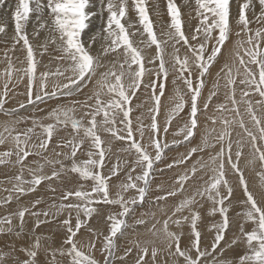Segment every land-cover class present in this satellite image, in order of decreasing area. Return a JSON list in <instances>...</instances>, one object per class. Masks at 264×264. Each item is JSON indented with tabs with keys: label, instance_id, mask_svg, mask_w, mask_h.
Segmentation results:
<instances>
[{
	"label": "snow or ice",
	"instance_id": "snow-or-ice-1",
	"mask_svg": "<svg viewBox=\"0 0 264 264\" xmlns=\"http://www.w3.org/2000/svg\"><path fill=\"white\" fill-rule=\"evenodd\" d=\"M3 2L4 0H0V5H2ZM231 2L232 0H196L199 9L198 14L201 17V24L194 30L193 35L189 37L183 30L179 9L173 3V0H168L167 7L171 14L172 22L170 30L167 32L161 30V35H166L169 41H173V47L177 53L174 67L178 66L179 78L183 80L188 90L189 99L185 101L183 95H179V90H177L178 102L169 113L167 123L170 125L175 116L182 112L187 105L189 107L188 121L185 122L184 126L180 128L177 133L178 135H182L185 141L190 142L196 135L199 129V113L207 111L208 106L212 102V97L216 94L215 92L210 93L208 99L203 104V108L200 107L201 90L205 86L204 77L209 74L210 67L215 62L217 56L221 54V49L225 42L230 38L232 31L230 26ZM259 3L261 8L264 9V0H259ZM251 4L252 0H242V2L238 3L235 23L241 28V31L247 35V40L238 41V48L243 49L244 55H241L238 50L235 56L240 67L244 70L243 78L239 80V83L248 86L252 92L258 93L261 98H264V48L261 47V43L264 42V28H258L253 32L249 27L250 20L248 19L247 13L250 10ZM133 6L139 16V23L143 25L141 36L143 37L144 33H146L149 39L148 46L155 45L159 53V70L155 73L156 80L149 82L147 85L154 97L155 107L152 109L154 115L152 116V123L150 125L152 133L149 135L146 143L154 148L155 155L153 156L145 147V143L141 142L144 141V129L142 124L136 129V131L139 132L140 141L136 139L130 115L132 111L131 98L135 96V93L143 84V77L147 70L145 69L144 57L141 54V50L135 47L133 41L130 39L129 28L126 27V23L131 26L130 19L126 21V23H122V20L125 19L129 12L128 0H119L118 4L113 3V0H107V11L109 16L106 31L108 37L111 39L109 47L102 50V54L107 55L110 51L114 52L123 47L125 59L120 64L121 71L119 74H117L116 71L99 73L100 78L97 80V85L100 91L94 93V97H86L84 101L75 102L79 103L80 106L86 110L84 115L88 117L87 125H85L82 119L75 118L74 113L76 109L74 106L70 108L57 107L49 114L50 118L55 119V123L45 125L39 121L33 122L34 124H38L42 129L43 134L37 135L36 137L39 143H30L35 132L33 128H29L26 132L17 133L14 136L16 142L14 152L9 151L0 154V164L11 162L10 159L6 161L5 158H10L13 155L16 156L15 163L20 165V174L15 177L17 184L14 186L13 191L18 193L26 194L28 192H34L44 182L50 183L53 180H61L62 176L66 178V174L69 171L78 174L79 178L83 180L92 181L93 186L90 191L82 189L75 191L66 190L61 198V203L59 205H53V207L57 208V212L51 215H59L65 211L68 213L67 218L62 222L66 228L67 236L59 249L45 248L41 243L42 238L36 236L30 247L22 249V251L26 253L27 258L23 260L15 259L13 264H39L38 254L42 251L50 254L52 258L51 264H62L61 260L56 259L57 254H59L60 257L68 258L63 264H99L91 252L85 253L81 247H78V242L75 240V237L80 229L84 227L85 222L81 219V213H83L86 218L90 219L94 213L98 214V212L97 208L90 207L89 205L101 201L108 205H118L121 209L118 214L107 216V220L110 222V232L104 238L102 251L107 257L104 264H111L110 258L113 256L115 250L114 238H116L118 234L123 235L122 230L129 227L125 218L133 211L131 205H136L138 201L142 203L152 190L151 179L154 163L161 160L163 148L168 147L166 143L162 146L159 141L160 128L156 120V116L159 114L160 97L164 94V83H158V81L162 80L166 83L168 77V70L165 66L163 49L161 47L162 43H167V41L162 42L158 39L144 0H133ZM88 9L89 0H18L12 18L15 22L17 43L22 40L24 46L27 48L28 67L18 71L22 72L23 76H27L29 80L27 85L28 104H35L37 101L43 102L45 97H56L58 91L61 95L71 97L75 91H82L83 87L91 82L93 77L97 76L98 69L102 67L99 56H93L90 51L91 44L86 46L85 42L81 39V34L88 27L87 22L92 15ZM33 13L41 18L42 22L39 24L41 29H46L48 27L47 21L42 20L43 15L47 13L52 18V27L59 34V48L63 53L62 58H66L71 62L70 67L74 78H71L69 83L54 86L55 90L52 91L48 90L47 78L49 73H41L40 76L37 77V63L32 46L29 43L28 35L25 31V25L30 15ZM257 19L258 21H264V11L261 12V16ZM5 29L6 25H0V33L5 32ZM171 29H174V31ZM214 32L216 33L215 36L213 35ZM36 34L38 35L39 33L37 32ZM201 35L204 37L203 42L200 41ZM236 35H241V32H237ZM212 40L215 41V44L210 53L205 55L207 51L206 42ZM191 41H196L197 43L193 44ZM55 42L56 41L53 40V43ZM181 42L191 53V65L189 64L188 56L181 59L178 55L179 49L175 48V45ZM91 43H95V41L93 40ZM245 44H247L248 47H244ZM245 56L248 57L247 62L245 61ZM150 63H154V61H150ZM125 65L128 67L127 76L130 80L127 86L123 83V77L126 75L125 71H123ZM133 65L137 66L138 70L132 71ZM249 65H255L258 71H253L252 67ZM225 67L227 68L228 76L227 85H232L230 99L233 107L229 109L225 104H218L216 105V110L220 112L231 110L238 115L239 105L244 103L247 106V114L257 126L259 135H256L245 126L242 117L239 121V127L243 129L249 137V141L255 153L258 154V159L264 162V120L257 115L252 101L250 99H243L250 95L249 91H243L241 93L242 100L238 101L236 99V77L240 76V68L236 69L234 75L231 67L227 65ZM193 69H195V81L192 79ZM14 71L16 70L14 69ZM56 74L62 75V73L59 72ZM5 75L10 78L12 73L6 71ZM109 78H112L114 82H110ZM173 83H175V81H173ZM215 87L218 88L219 85L217 84ZM105 88L107 89V93L111 94V98L107 101L100 98L101 91ZM65 89L67 91H64ZM157 91L159 92L158 95L156 94ZM7 97L8 83L6 82L4 91L0 93V111L4 110ZM93 98L94 104H89L88 100ZM256 103L264 104V99ZM24 107L25 104L20 105V108ZM15 111L17 110H12L5 114L12 115ZM118 115H122V119L119 121V123L124 125L122 130L116 127ZM97 117H101L99 122ZM210 119L213 123H216L215 117H210ZM232 122L235 121L230 122L226 118L220 121V123L224 125V131L215 137V143L221 146L219 151L209 158L211 164L215 165V167L211 169L213 175L208 181H205L206 186L204 189H197L192 196L181 200L179 204L174 207L172 216H176L178 213L181 214L178 219L172 220V217H169L163 222L164 232L169 240L167 245L168 248L171 249L174 242V255L183 257L185 264H203V258L211 254L207 249L201 250L200 247L201 232L197 228L200 214L199 212H194L190 207L197 202L196 196H201L203 198L207 195V198L213 202L214 206L217 204L220 205L219 211L224 217L223 224L220 228L216 229L211 251L215 252L219 247V242L224 239L223 231L226 230L229 225L224 203L226 197L231 198L233 193V188L228 183L225 171L226 165L234 173L239 174V183L246 195L245 203L249 206L244 215L248 221L256 225V228L249 232H245L243 226L240 227V232L246 237V244L250 249V254L241 256L239 264H264V206L258 204L253 193L249 191L248 183L239 167V158L242 155V149L238 150L235 153V159L233 158L232 140L230 138L231 133L228 131V127ZM69 123L73 130L72 138L66 141H60L57 147L61 149L68 148L70 154L57 152L55 155L58 157L68 155V158L72 160L70 169L65 167L63 161L49 159L43 155L44 152L48 150L54 133L58 131V126L62 125L67 127ZM100 128H103L104 131L117 139H126L130 141L127 150H134L137 156L136 166L141 168V174L137 175L134 180L132 176H129V182L120 186V190L117 192L115 199L110 197L108 182L110 176H106L103 172L106 151L103 146L104 141L98 134ZM167 130L168 128L166 126L163 131L167 133ZM4 131L11 135L14 130H10L5 126ZM81 131L83 132L82 136L80 135ZM121 131H123V135H121ZM86 140L90 141V145L88 150L84 152L82 149ZM224 141H227V143H223ZM4 142V137L0 134V144ZM173 143H175V141ZM238 143H242V141ZM214 147L215 144L211 143L207 135H205L200 145L190 148L186 156L180 161H173V164L168 165V167L171 168L174 164H184L187 160L191 159L193 154ZM93 149H95V151H93ZM78 151L81 152V155L87 156V159L82 160L80 163H77L76 159ZM30 155L42 157L44 163L33 161L37 167L35 169L27 167L32 179L24 180L23 172L26 167L25 161ZM57 164H59V168L56 167ZM46 165L52 167L50 175L44 174ZM205 168H207V165L203 162V158L201 157L191 166L190 173L186 172L184 175L179 176L177 180L178 188L168 191L165 196L157 197L156 199L158 201L166 200L168 197H174L178 193H183L185 183L195 177L197 172H202ZM133 171H135V168ZM112 174H118V166L117 169L112 170ZM261 178L264 179V173H261ZM201 179H203V177H201ZM137 181L141 183H137ZM25 184L29 185V187L25 188L23 186ZM222 187L226 189V196L221 195ZM130 189L135 190L136 195L126 200L123 193H126ZM52 190L55 191V189ZM71 197H75L76 202H72L70 199ZM11 199L12 197L9 196L8 200L5 202H10ZM64 201H68V203H64ZM39 203L40 200H36L33 206ZM185 209H188L190 215H183ZM215 210V207H213L212 214H215ZM73 212L76 213L74 225L72 223ZM26 214L37 217L35 224L37 228L41 223L46 222L39 219L41 213L31 212L30 208L24 207L16 213L20 220L21 231L23 230ZM43 215L47 217L50 213L45 211ZM169 220H172V223L177 227L181 226L182 221H190V247L183 250L181 249L180 236L174 232L168 231ZM11 223V217L0 219V232L4 230L3 225L11 226ZM137 223H144V221L140 220L137 221ZM8 230L11 231V227H9ZM237 243H239L238 240H233V244ZM88 247L94 250L95 244L91 243ZM137 247H139V241H137ZM193 249L195 250V256L191 254ZM130 252L131 249H126L125 255L121 257V259L126 258ZM9 255V253H0V264H4L5 258ZM148 255V247L139 248L138 258L135 264H147L145 257ZM156 256L157 249L153 248L151 250V258L155 260ZM213 264H217V262L214 260Z\"/></svg>",
	"mask_w": 264,
	"mask_h": 264
},
{
	"label": "rangeland",
	"instance_id": "rangeland-1",
	"mask_svg": "<svg viewBox=\"0 0 264 264\" xmlns=\"http://www.w3.org/2000/svg\"><path fill=\"white\" fill-rule=\"evenodd\" d=\"M5 1L6 0H4V2H3V4L2 5H0V9L1 8H3V7H7V4L5 3ZM100 1V0H99ZM162 1H164V0H162ZM162 1H156V0H145L144 1V3H145V6H146V8H147V10H148V14H149V17H150V19L152 20V22H153V28H154V31H156V34H157V37H158V39L159 40H161L162 42L163 41H167V43H162V45H161V47H162V49H163V58H164V60H165V66H166V68H167V70H168V77H167V81H166V83L164 82V81H158V83H164V93L165 94H163V96H161L160 97V108H159V114L156 116V120H157V122H158V125H159V128H160V132H159V141H160V143H161V145L163 146L164 145V143H166L167 145H168V147H166V148H163V151H162V158H161V160L160 161H158V162H155L154 163V168H153V173L155 174V177H156V182L155 181H153V183H152V188H155V187H157V188H160L161 186L163 187L164 185H166V184H168V182L169 181H171L169 184H173V186H175L174 187V189H176V188H178V183H173V182H177V180H178V178H179V176H181V175H184L186 172H190V169H191V166L189 165V168L187 167V163H184V164H174L173 165V167H171V168H169L168 167V165H170V164H172L173 163V161H178V160H181L184 156H186L187 154H188V152H189V150H190V148L192 147L190 144H189V142L188 141H185L184 140V138H183V136L182 135H178L177 133L179 132V129L180 128H182L183 126H184V124H185V122H187L188 121V117H189V107L186 105L185 106V108H184V110L182 111V112H180L178 115H176L175 116V118L171 121V124L170 125H168V123H167V118H168V116H169V113L172 111V109L175 107V104L178 102V93H177V90H179V95H183V97H184V100L185 101H187L188 99H189V94H188V90H187V88H185V85H184V82H183V80H181L180 78H179V73H178V66H176V67H174V65H175V57H176V55H177V53H176V51H175V49H174V47H173V41H169L168 40V38L165 36V35H161V27H163V31L165 32V26H163L162 25V22L160 23V22H157V18L156 17H158V16H161L160 15V11H159V9H157V10H155V9H152V3L154 2V3H156L157 2V4L158 3H161ZM187 1V0H186ZM192 1H195V0H192ZM242 0H232V2H231V7L233 8H231V19L232 20H230V26H231V29H232V31H231V34H230V38L225 42V44H224V46L222 47V49H221V54L219 55V56H217V58H216V60H215V64L213 63L212 64V66L210 67V69H209V74H207L205 77H204V82H205V86H204V88H206V93L204 92V95H201V98H200V101H199V105H200V107L201 108H203V104H204V102L208 99V97H209V94L210 93H212V92H215L216 94L212 97V102H211V104L208 106V109H207V111H202L201 113H199V125H200V127H202L203 129V131L205 132V134H203L204 135V137H205V135L207 134V136H213V138L215 139V137L217 136V135H219L222 131H224V125L223 124H221L220 123V121L222 120V119H225V118H227L230 122L231 121H235V122H233L237 127H238V129H239V122L238 121H240V119H241V117L243 118V121H244V124H246V122H247V118H246V116H248L247 115V111H246V108H247V106L244 104V103H241L240 105H239V114L237 115L236 113H234V112H232L231 110L230 111H227V112H220V111H217L216 110V105H218V104H225L229 109H232V107H233V105H232V103H231V99H230V96H231V88H232V85H227V80H228V76H227V68L225 67L226 65L228 66V67H231L232 68V71H233V74L235 75V72H236V69L237 68H240V76H238V77H236V79H237V84H236V99L238 100V101H240V100H242V96H241V93L243 92V91H249L250 92V95L248 96V97H246V98H243V99H250L251 101H252V104H253V106H254V108L256 109V111H257V115L258 116H261L263 113H264V104H261V106H259L260 104H257L256 102L257 101H261L262 99H264V98H261V97H259V94H257V93H255V92H252L250 89H249V87L248 86H246V85H243V84H240L239 83V80L240 79H242L243 78V75H244V70H243V68H241L240 67V65H239V62H238V60L236 59V56L234 57V55H235V53L239 50L240 51V54L241 55H244V51H243V49H239L238 48V41H246L247 40V35L244 33V32H242L241 31V28L235 23V17H236V14H237V11H238V8L236 7V6H238V3L239 2H241ZM149 2V3H148ZM152 2V3H151ZM182 2L184 3L185 1H183L182 0ZM234 2V3H233ZM102 4L101 5H97V7H99V11L98 12H102V13H104V11L106 10V8L104 7L105 5V3H107V1L106 2H101ZM115 3H119V0H115ZM150 4V6H148ZM236 4V5H235ZM257 4V5H256ZM9 5V4H8ZM183 6L185 7V8H183ZM182 7L180 6V7H177L178 9H179V13H180V18H181V21H182V26H183V30H184V32H185V34L187 35V36H189V37H191L192 35H193V32H194V30L197 28V27H199L200 26V24H201V17H200V15L198 14V12H199V9L197 8V7H191V6H188V5H183ZM91 6H89V11L92 13V15L90 16V18H89V21L88 22H93V21H99V19H97L95 16L96 15H98L97 14V12H95V9H96V7L94 6V7H91ZM160 7V4L158 5V7L157 8H159ZM93 8H94V10H93ZM151 8V9H150ZM168 9V8H167ZM187 9V10H186ZM257 9V10H256ZM260 10V12H259V10ZM101 10V11H100ZM194 10H195V12H194ZM235 10V12H233ZM253 10V11H252ZM9 11H12V9H10ZM250 11V12H249ZM248 11V13H247V15H248V19L250 20V24H249V27L253 30V32L256 30V29H258V28H264V21H258L257 20V18L258 17H260L261 16V12L262 11H264L262 8H261V5H260V3H259V0H252V4H251V7H250V10ZM8 11H0V15H2V16H5L6 14H8L7 13ZM194 12V13H193ZM252 12V13H251ZM95 13V14H94ZM101 13V14H102ZM159 13V14H158ZM257 13V14H256ZM158 14V15H157ZM166 14L168 15V17H170L171 16V14L169 13V12H166ZM195 14V15H194ZM36 18H35V17ZM94 16V17H93ZM164 16V15H163ZM98 17V16H97ZM44 18V19H43ZM43 18H42V20L44 21H48V16H47V13H45L44 15H43ZM101 18H103V19H101V20H105L104 19V16H101ZM155 18V19H154ZM197 19L198 21H195L194 19ZM39 20V21H38ZM91 20V21H90ZM101 20H100V25L99 24H97L96 26L97 27H99V29L95 26L94 28L95 29H97V30H95L96 32L98 31V32H101V33H96V35H98V34H101V35H103V30H104V25L102 24V22H101ZM127 20H129V19H124V20H122V23H126V21ZM133 22H132V21ZM200 20V21H199ZM124 21V22H123ZM192 21V22H191ZM41 23L42 21H41V18L40 17H38L37 16V14H35V13H33V16L32 15H30V18H29V20H28V22H27V24L28 25H30V26H33L34 28H36L37 29V26H36V23ZM50 23H51V21H49ZM132 22V23H131ZM157 22V23H156ZM138 23V24H137ZM154 23H156V24H154ZM0 24H2L1 23V20H0ZM130 25L131 26H129V24L128 23H126V27H128L130 30H129V35H130V39L133 41V44H134V46L135 47H137L138 49H140L141 50V54H142V56L144 57V65H145V69L147 70L146 72H145V75H144V77H143V84L141 85V91H144L145 90V92H146V94H147V96L144 98V100L145 99H147V101H148V103H149V101H151L150 102V108H148L147 106H145L146 104L144 103L143 104V102L142 103H138V102H134V100H133V97L131 98V108H132V111H131V114H132V112L133 111H135V112H133V113H135V114H130L131 115V119H132V126H133V128H135L136 127V129L138 128V126L139 125H143V129H144V141H141L142 143H145V147L147 148V150L151 153V154H153V156L155 155V152H154V148L153 147H151V146H149L146 142H147V140H148V137H149V135H151V133H152V129L150 128V125H151V123H152V116L154 115V113L152 112V109L155 107V105H154V97H153V95H152V92H151V90L147 87V85H148V83L149 82H151V81H153V80H156V76H155V73L159 70L158 69V65H159V53H158V50H157V48H156V46L155 45H151V46H148L149 45V39H148V37H147V34L146 33H144V35H143V37L141 36V33L143 32V25H141L140 23H139V21H137V20H134V19H130ZM158 26V27H156V26ZM51 26H52V23H51ZM51 26L50 25H48V27L47 28H49V29H51ZM137 26V27H136ZM194 26V27H193ZM236 26V27H235ZM102 27V28H101ZM156 27V28H155ZM160 28V29H159ZM194 28V29H193ZM160 30V31H159ZM167 30V29H166ZM174 31V30H173ZM237 32H241V35H239V36H237L236 35V33ZM233 33H235V35L237 36H235ZM16 33L15 32H13L12 33V36H10V37H8V36H6V35H2L1 33H0V50H4L5 48H6V46H5V42L6 43H9L8 42V40H14L15 38H14V35H15ZM92 34V33H91ZM233 34V35H232ZM213 35L215 36L216 35V33L214 32L213 33ZM99 36V35H98ZM104 36V35H103ZM232 37V38H231ZM233 37H235V39L233 38ZM86 38H88V37H86ZM85 37H82V40H84L85 41V44H87V45H89L90 43H88V41H86L87 39H86ZM29 40H30V38H28ZM90 39H93L91 36H90ZM231 39V40H230ZM138 41H139V43H138ZM200 41L201 42H203L204 41V37H203V35H201L200 36ZM231 41V42H230ZM22 40L21 41H19L18 43H15V44H19V45H17V48H20L19 49V54L22 56V55H24V56H22V62H24V63H26V67L24 66V65H20L21 66V68L19 69V67L20 66H18L17 68H16V70L18 71V70H21V69H26L27 67H28V60H27V48L24 46V45H22ZM29 43H30V41H29ZM191 43H193V44H196L197 42L196 41H191ZM214 43H215V41L214 40H212V41H209V42H206V47H207V51H206V53H205V55H208L209 53H210V51H211V49H212V47L214 46ZM10 44V43H9ZM231 44H233V45H231ZM30 45L32 46V49H33V53H34V57H35V60H36V63L40 66V67H46V65H47V63H45L46 61H48V62H50L51 63V61H52V59L53 58H58V55L60 56L61 54H63L59 49H54V48H50V47H48L46 44H44L42 41H38V44L36 43H33V42H31L30 43ZM86 45V46H87ZM229 45V46H228ZM92 47L90 48V51H91V54L93 55V56H99V60H101V57L103 56V54L101 53V52H99V46H97V44H92L91 45ZM94 46V47H93ZM97 46V47H96ZM248 45L247 44H245L244 45V47H247ZM41 47L42 48H44V49H41ZM48 47V48H47ZM230 47V48H229ZM261 47L262 48H264V42H262L261 43ZM47 50H46V49ZM175 48H178L179 49V53H178V55L180 56V58L181 59H183L185 56H188V58L190 59L189 60V64L191 65V63H192V57H191V53H189V51H188V49H187V47L186 46H183V43L181 42V43H179V44H176L175 45ZM225 48V49H224ZM148 49V50H147ZM37 50V51H36ZM49 50V51H48ZM58 50V51H57ZM117 50H119V51H121V54H120V57H122V59H119L118 57H116V56H118L117 55V53H115L114 55H111V57H110V59L108 58V57H103L104 59L103 60H101L100 61V64L103 66V65H105L106 66V71H109V70H111V71H116L118 74H119V71H121V68H120V65H119V67H117V65L118 64H121V62H123L124 61V59H125V52H124V48L123 47H121L120 49H117ZM116 50V52H119V51H117ZM236 50V51H235ZM45 51V52H44ZM46 51H47V53H46ZM225 51V52H224ZM37 52V53H36ZM51 52H52V54H51ZM57 52V53H56ZM112 52V51H111ZM115 52V51H114ZM11 53H13V52H11ZM39 53V54H38ZM41 53V54H40ZM46 53V54H45ZM190 55H189V54ZM50 54V55H49ZM9 54H7V56H8ZM14 54H11V56L9 55L8 57L6 56V58H8V59H6L5 58V60L7 61V63H8V65L9 64H11L10 66H12V59H11V62L9 61V59L13 56ZM37 55V56H36ZM44 55V56H43ZM41 56H42V58H41ZM49 56V58L51 57V61H50V59L48 58V60H47V58L46 57H48ZM44 59V60H41V59ZM40 59V60H39ZM45 59H46V61H45ZM114 59V60H113ZM120 61H119V60ZM227 59V60H226ZM39 60V61H38ZM59 60H61V59H59ZM65 61H67V65L65 66V68L63 67V69L62 70H60V71H62V75H57L56 73L57 72H49L48 70L45 72V73H49V81H50V76H51V80H52V84L50 83V85H51V88L49 89V87H48V90H50V91H52V90H54L55 89V87L54 86H56V84L58 85V83L60 84L61 82H62V79H65V77H66V80H64V82L62 83V85L63 84H65V83H67V78H69V77H72L73 75V73H72V71H70V69H71V67H70V65H71V62L69 61V60H67L66 58L64 59ZM247 60H248V57L247 56H245V61L247 62ZM45 61V62H44ZM69 61V62H68ZM107 61H109L110 62V65L108 66V68H107ZM150 61H154V63H150ZM217 61H219V62H217ZM227 61H229V62H227ZM10 62V63H9ZM39 62H40V64L43 62V64H42V66L39 64ZM224 63V64H223ZM230 63H231V65H230ZM107 64V65H106ZM13 65H17L16 63H14ZM113 65V66H112ZM215 65V66H214ZM9 66V67H10ZM38 66V67H39ZM105 66H104V68H105ZM250 67H252V69H253V71H258L257 70V68H256V66L255 65H249ZM101 69H102V67H100ZM115 68H117L116 70H115ZM120 68V69H119ZM38 70H37V76L39 77V75L41 74L40 73V68H37ZM119 69V70H118ZM213 71H212V70ZM9 70H10V68H9ZM66 70V71H65ZM67 70H68V72H67ZM102 70H105V69H102ZM101 70V72H99L100 71V69H98V72L99 73H102L103 71ZM136 70H138L137 69V66H135V65H133V67H132V71H136ZM17 71L16 72H12L11 70H10V72L11 73H13L12 75H14V76H16V74H18V76L16 77V78H14V79H12L11 77L9 78L8 76H7V78H6V75H5V72L6 71H4V70H0V74H3L4 75V77H3V79L1 78V82L3 83V81L4 80H6V82L10 85L11 84V80H15V82H16V80H17V84L20 86V84L21 83H24L25 84V88H26V91H23V90H19V88H15V90L17 91V90H19V91H17V94H20L21 92V95L23 96V97H21V98H15L14 100L13 99H11V100H7L6 101V103H5V106L4 107H6L8 110H7V112H9V111H12V110H17V111H15V112H13V114L12 115H6L5 113H7V112H5L4 110L3 111H0V114H2L3 115V117H2V119H4L5 121H11V123L10 122H8V125H10L11 127H13L14 129H16V131H18L17 133H24V132H26L27 130H28V128H33L34 129V132L36 131V134L35 135H33V137H32V140L30 141V143H38L39 142V140L36 138L37 137V135H41V134H43L42 133V129L38 126L37 127V124L36 125H34V121H35V119H34V117H33V113H34V110L33 109H31L30 111L28 110V106H30L31 104H28L27 103V101H28V97H26L27 96V85H28V82H29V80H28V77L27 76H24L23 77V73H22V76L20 77V75L19 74H21L20 73V71H18L19 73H17ZM70 71V72H69ZM123 71H125V73H126V75H127V72H128V67H127V65H125V67H124V69H123ZM212 71V72H211ZM63 72H67V74L66 73H63ZM225 72V73H224ZM52 73V74H51ZM59 73H61V72H59ZM99 73L97 74L98 76H99ZM177 73V74H176ZM63 74H64V77H63ZM69 74H71V75H69ZM217 74H219V75H217ZM125 75V76H126ZM58 76V78H59V80H58V78H56V79H54L55 77H57ZM62 76V77H61ZM97 76V77H98ZM154 78H153V77ZM52 77H53V79L55 80L54 82H53V79H52ZM195 77V78H194ZM9 78V79H8ZM99 78V77H98ZM126 78H129V77H127L126 76ZM151 78H153V79H151ZM19 79H21V80H19ZM23 79V80H22ZM144 79H146V81L144 80ZM151 79V80H150ZM192 79L195 81V79H196V76H195V69H193V76H192ZM19 80V81H18ZM26 80V81H25ZM93 80V79H92ZM91 80V82H89V83H87V85L86 86H84L83 87V89H82V91L84 90V89H87L86 91H90L91 93H93V95H94V93L95 92H97V91H100V89H99V87L98 86H96L97 88H95L94 86L95 85H97V82H95V83H92L93 81ZM110 82H112V79L110 78ZM125 80V77H123V81ZM208 80V81H207ZM23 81V82H22ZM25 81V82H24ZM61 81V82H60ZM173 81H175V83H173ZM210 81V82H209ZM21 82V83H20ZM57 82V83H56ZM113 82H114V80H113ZM182 82V83H181ZM145 83H146V85H145ZM16 84V85H17ZM55 84V85H54ZM125 84V86H126V83H124ZM219 85V87L217 88V87H215L216 85ZM12 85H15V83L13 84H11V86ZM54 85V86H53ZM61 85V84H60ZM92 85V86H91ZM145 85V86H144ZM184 85V86H183ZM227 85V86H226ZM143 86V87H142ZM182 87V88H181ZM24 88V89H25ZM203 88V89H204ZM94 89V90H93ZM184 89V90H183ZM203 89L201 90V91H203ZM223 90V91H222ZM11 91H12V89H11ZM15 91V92H16ZM64 91H66V90H64ZM82 91H75L74 92V94H73V96H74V101L72 102L73 103V106L75 107V109L76 110H79V111H81V110H84L83 112L85 113V109H83L81 106H80V104L79 103H75L76 101L77 102H80L81 100H76L77 98L79 99V95H80V92H82ZM20 92V93H19ZM26 93V94H25ZM60 92L58 91L57 92V96L56 97H45L44 98V102H47V101H52V99H53V101H59L58 99L60 98L61 100H60V102H63L64 104H66L67 105V103H71V102H69V101H67L68 99H70V98H73V96H71V97H67V96H65V95H61V94H59ZM24 94H25V96H24ZM105 94V95H104ZM106 94H108L107 93V89H103L102 91H101V96H100V98L102 99V100H104V101H107V100H109L110 98H111V94L108 96V95H106ZM157 95L159 94V92L157 91V93H156ZM240 94V95H239ZM255 94H256V96H258L257 98L258 99H256V96H255ZM60 97H59V96ZM165 95V96H164ZM78 96V97H77ZM208 96V97H207ZM255 96V97H254ZM9 97V96H8ZM8 97H7V99H8ZM163 97V98H162ZM175 97V98H174ZM241 97V98H240ZM65 98V99H64ZM164 98H166V100L164 99ZM172 98V99H171ZM17 99V100H16ZM20 99V100H19ZM66 100V101H64V100ZM82 99V98H81ZM83 100H85L84 98H83ZM26 104H25V103ZM44 102H42V103H44ZM93 102V103H92ZM134 102V103H133ZM25 104V107L24 108H20V105L21 104ZM38 103V101L36 102V104ZM72 103L69 105V106H71V107H73L72 106ZM89 103V102H88ZM90 103L91 104H94V99H92L91 101H90ZM89 103V104H90ZM147 103V102H146ZM215 103V104H214ZM258 106H257V105ZM140 105V106H139ZM256 105V106H255ZM27 106V107H26ZM246 108H245V107ZM259 107V108H258ZM10 108V109H9ZM78 108V109H77ZM136 108V109H135ZM163 108V109H162ZM25 109V110H24ZM210 110V111H209ZM263 110V111H262ZM29 111V112H28ZM78 111V112H79ZM188 111V113H187V116H186V114H183V113H185V112H187ZM261 113V112H263L262 114H260L259 115V112ZM5 112V113H4ZM215 112V113H214ZM216 112H218L219 114H217ZM31 113V114H30ZM84 113H82V114H84ZM215 114V115H213V114ZM24 114V115H23ZM77 114V113H76ZM82 114H81V116H82ZM225 114V115H224ZM218 115H220V116H218ZM222 115V116H221ZM32 116V117H31ZM75 117H77L78 119L80 118L79 116H75ZM210 117H215V119H216V123H213L212 122V120L210 119ZM232 117V118H231ZM17 118L18 119H26V122L25 123H28L29 125H27V126H24V128L26 129H24V128H22V127H20L19 125H14V123H23L21 120H17ZM101 118V117H100ZM119 119V120H118ZM120 119H122V115H118L117 116V121H118V123H117V128L119 129V125H121V126H124L123 124H121V123H119V121H120ZM30 120H31V122H30ZM101 120V119H100ZM100 120H98V121H100ZM178 120H181V121H178ZM246 121V122H245ZM250 121H252V120H250ZM30 122V123H29ZM32 123V124H31ZM51 123H54V122H51ZM214 124V129H215V131L213 130V131H209V130H207L206 128H209L210 126L212 127V125ZM31 125V126H30ZM33 125V126H32ZM135 125V126H134ZM36 126V127H35ZM121 126H120V128H121ZM167 126V128H168V130H167V133H165L164 131H163V129L165 128ZM246 126V125H245ZM20 127V129H18ZM36 129H35V128ZM247 127V126H246ZM253 128V127H252ZM257 127H255L254 129H256ZM136 129L134 130L133 129V131H134V133H135V136H136V139L138 140V141H140V136H139V132L138 131H136ZM228 129H230V131H231V127H230V125H229V128ZM70 130H72L71 129V125L68 127V129H64V130H62V131H57V132H55L54 133V136H53V142H51L50 143V145H49V148H48V150L46 151V152H48V151H50L51 153H54V154H52V156H50V155H47V154H43L44 156H48V158L49 159H53V160H56V158L57 159H61V158H68V155H62V156H56L55 155V153H57V152H63V153H65V154H70V150L68 149V148H63V149H61V148H59V147H57V144L60 142V141H66V140H69V139H71L72 138V135H71V132H70ZM100 130V133H99V131H98V133H99V135L101 136V139L104 141L106 138V140L104 141V148H105V151H107L106 152V156H105V167H104V169H103V172H104V174H106V176H110V179H109V188H110V190H111V192H113L112 190L114 189V187L116 188V187H118L120 184L122 185V184H125V182L126 183H128L129 182V180H128V177L129 176H132L133 177V180L135 179V177L137 176V175H139V174H141V168L139 167V169H138V167L136 166V160H134V159H137V156H136V154H135V152H134V150H132V152L131 151H129V150H127V148H128V146H129V143H130V141H128V140H120V139H117V138H115L114 136V138L112 137V135L111 134H108V136H104L105 135V133H107L106 131L104 132V129L103 128H100L99 129ZM103 130V132H101ZM250 130V129H249ZM40 131V132H39ZM67 131H69V132H67ZM229 131V130H228ZM229 131V132H230ZM239 134L241 133L242 135V137L244 138V139H247V140H249V137L246 135V133L244 132V130L243 129H239ZM15 131H13L12 132V134L14 133ZM210 132V134H208ZM255 132H257V134L259 133L258 132V128L255 130ZM63 133V134H62ZM67 133H68V136H67ZM73 133V132H72ZM103 133V134H102ZM0 134H4V140H5V143H3V144H0V146L3 148H1L0 147V154H3V153H5V152H9V150L11 149H13L15 146H16V142H15V140H14V136L11 134V135H7L6 133H5V131H3L1 128H0ZM6 134V135H5ZM123 134V132L121 131V135ZM216 134V135H215ZM80 135L82 136L83 135V132H81L80 133ZM245 135V136H244ZM70 136V137H69ZM105 138H104V137ZM200 136V135H199ZM63 138V139H62ZM110 138V139H109ZM193 138H195V137H193ZM35 139V140H34ZM65 139V140H64ZM108 139H109V141H108ZM200 139H201V137H200ZM200 139H198L197 138V140L199 141V142H201L202 140H203V137H202V139H201V141H200ZM114 140V141H113ZM117 140V141H116ZM196 139H195V142L197 143L198 141H197ZM111 141V142H110ZM175 141V143H173ZM13 144H12V143ZM116 142V143H115ZM123 142V143H122ZM127 142V143H126ZM224 142H226V141H224ZM233 142V141H232ZM11 143V144H10ZM114 146L115 145V147H113L111 144ZM202 143V142H201ZM118 144V145H117ZM195 144V143H194ZM55 145V146H54ZM89 145H90V141H88V140H86L85 141V144H84V146H83V149H82V151H84V152H86L87 150H88V148H89ZM126 145V146H125ZM248 147H251V143L249 142L248 143ZM121 146H123V147H121ZM125 146V147H124ZM220 144H218V143H215V147L214 148H209V149H206L204 152H202V153H196V154H193L192 155V157H191V159H189V160H187V161H192V163L194 162V161H196L197 159H200L201 157L203 158V162L205 163V161H206V163L208 164V163H211L210 162V156H212V155H214L217 151H219V148H220ZM117 147V148H116ZM120 147L121 148H123V149H120ZM194 147H196V145H194ZM52 148H54V149H52ZM85 148V149H84ZM171 148V149H170ZM3 150V152H2V150ZM57 149V150H56ZM114 149V150H113ZM165 149V150H164ZM93 151H95V149H93ZM122 151V152H121ZM126 151V152H125ZM250 152H251V154L253 153V151H254V149H250L249 150ZM114 152V153H113ZM122 154L121 156H120V153ZM130 152V153H129ZM129 153V154H128ZM123 155H124V157H123ZM129 155V156H128ZM172 155H173V157H172ZM56 156V157H55ZM169 156H171V157H169ZM176 156H177V158H176ZM242 156V155H241ZM126 157H127V159H128V161L130 160V162H128L127 163V160H126ZM16 159V156L15 155H13V156H11L10 158H5L6 159V161L7 160H9V159ZM87 159V156L86 155H81V152L80 151H78L77 152V157H76V159H77V163H80L83 159ZM119 158H121V159H119ZM30 159V160H29ZM39 159H40V162H42V163H44V160H43V158L42 157H39ZM38 159V157L36 156V157H34L33 155H30L28 158H27V160L25 161V164H29V165H33L34 166V164L35 163H33V161H38L39 160ZM42 159V160H41ZM133 159V160H132ZM175 159V160H174ZM177 159V160H176ZM80 160V161H79ZM194 160V161H193ZM11 162H6V163H4V164H0V168H2V169H0V174H1V178H0V184H2V185H0V187H1V189L2 190H4L5 192H4V194H1L0 196V198H2L1 199V201H0V219H3V218H6V217H11V220H12V223H14L15 222V220L14 219H16V220H18L17 221V223L18 222H20V220H19V218H18V216L16 215V213L20 210V209H22V208H24V207H29V208H31L30 210H31V212H40L41 214L44 212V211H48L50 214H52L53 213V211H54V213H55V209H57L56 207H54L53 208V206L52 205H54L55 203V205H58L59 203H61V199L59 198L58 200H57V202H55L56 201V199L57 198H55L54 197V194L52 193V195H53V197L51 198V193L50 194H48L49 195V197L53 200V202L52 203H50V201L47 203L46 202V199H45V201H44V198L46 197L48 200H49V198H48V196L46 195V196H43L42 198H40L39 200H40V203L41 202H43V203H39V204H35V206H33V204H34V201L32 202V198L33 197H30L27 193L26 194H21V193H18V192H13L12 190H13V188H14V186L17 184L16 182V179H15V174H14V176L12 177V178H14V180L13 179H11V180H9V178L11 177V173H12V171L14 170V169H12L11 168V166H15L16 168H19L20 169V165H18V164H13L12 163V160H10ZM114 161V162H113ZM131 161H132V164H134V165H132L131 164ZM72 162V161H71ZM117 162V163H116ZM241 163V161H240V159H239V164ZM112 166H110V165ZM126 164H128L127 166H126ZM158 164V165H157ZM160 164V165H159ZM108 165V166H107ZM121 165H122V167H121ZM132 165V166H131ZM1 166H3V167H1ZM5 166H6V168H5ZM9 166V167H8ZM66 166V165H65ZM117 166H118V174H112V170L113 169H117ZM124 166V167H123ZM166 166V167H165ZM211 166H213V167H215V165H212L211 164ZM134 167H135V171H132L133 169H134ZM183 167V168H182ZM4 168H5V171H6V173H5V171H4ZM11 168V169H10ZM128 168V169H127ZM129 168H131V169H129ZM6 169H8V170H6ZM49 169H52V167H50ZM170 169V171H169V173L168 174H165L164 176L165 177H163V175H161L162 173H164V172H168V170ZM210 170L211 171V169L212 168H205V170L207 171L206 173H204V174H201L200 176L198 175V176H196L195 177V183L193 184V182L192 183H190L193 179H191V180H189L187 183H185V185H184V191H183V193H178L176 196H174V201L173 202H170V203H172L171 204V206L170 207H174V206H176V205H178L179 204V202L181 201V200H183V199H185V198H187V197H190V195L192 196L193 194H194V192H196V190L197 189H199L198 188V186L200 185V184H202V183H204V180L205 179H207V177H208V179L211 177V175H213V173H208L209 171L208 170ZM10 170V171H9ZM172 170V171H171ZM181 170V171H180ZM10 173H8V172ZM19 171V173L17 172V174H16V176L17 175H19L20 174V170H18ZM25 171H27V168L25 167V170H24V172ZM129 171H131V172H129ZM137 171V172H136ZM242 171V170H241ZM5 173V175L4 174H2V173ZM134 172V173H133ZM140 172V173H139ZM170 172H172V173H170ZM243 172V171H242ZM180 173V174H179ZM184 173V174H183ZM198 173H200V172H198ZM134 174H135V176H134ZM175 174V175H174ZM207 175V177H206V175ZM208 174H209V176H208ZM2 175H4V177L5 178H3V176ZM8 175H9V177H8ZM50 175V174H49ZM69 175V174H68ZM75 175H76V173H75ZM74 175V176H75ZM169 175H171V176H169ZM226 175H227V179H228V183H232L233 181H234V178L233 177H235L236 175H235V173L232 171V170H230V169H227V171H226ZM239 175V174H238ZM74 176H68L67 177V174H66V179L62 176V178H64L65 179V181L64 180H60V182H58V183H62V184H64V183H66L65 184V186H66V190H73V191H75L74 189H76V190H78V189H82V190H88V189H90L91 190V187H92V183L91 182H88V181H86V180H83L82 181V178L81 179H79V180H77L76 182H74L73 184H71L70 182H67L68 181V179H69V177L71 178H73ZM175 176V177H174ZM201 176L202 177H205V178H203V179H201ZM122 177V178H121ZM163 177V178H162ZM200 177V179H198ZM248 177H250V178H248ZM248 177H245L244 176V178L246 179V181H247V183H248V188H249V191H251L252 193H253V195H254V197L255 198H257L258 196H259V192H261L262 193V196H264V181L262 180V179H259L258 177H256V176H254V175H252V174H250V175H248ZM7 178V179H6ZM164 178H166V180H163ZM197 178V179H196ZM121 179H124V181L122 180L121 181ZM160 179V180H159ZM208 179L206 180V181H208ZM250 179V180H249ZM2 180V181H1ZM29 180H31V179H29ZM113 180H114V182H113ZM128 180V181H127ZM173 180V181H172ZM175 180V181H174ZM10 181V182H9ZM58 181V180H57ZM79 181H81L80 182V186H79ZM112 181V182H111ZM13 182V183H12ZM159 182V183H158ZM10 183H12V184H10ZM58 183H56L55 181H52V182H44V183H42L41 185H40V187L42 186V191H41V189H40V191L41 192H43V191H46V192H48L47 190H52V189H54L55 187V185H57ZM70 183V184H69ZM77 183V184H76ZM120 183V184H119ZM137 183H139L138 181H137ZM141 183V182H140ZM164 183V184H163ZM55 184V185H54ZM67 184L69 185V186H67ZM86 184H88L89 186L87 187L86 186ZM27 184H25V185H23V186H25L26 188H28L29 187V185H27ZM111 185V186H110ZM115 185V186H114ZM197 187H196V186ZM52 186V187H51ZM79 186V187H78ZM83 186V187H82ZM85 186V187H84ZM170 187H172V185H169ZM191 186H193V189H195V190H193V189H191L192 187ZM72 187V188H71ZM170 187H168V188H170ZM204 187H205V185H204ZM204 187H203V189H204ZM11 188H12V190H11ZM74 188V189H73ZM45 189V190H44ZM202 189V190H203ZM65 190V191H66ZM161 190V189H160ZM258 190H260V191H258ZM9 191V192H8ZM12 191V192H11ZM129 192L130 191H132V193L134 192L133 191V189H130V190H128ZM8 192V193H7ZM193 192V193H192ZM18 193V194H17ZM31 194L33 193V192H30ZM135 193V192H134ZM133 193V194H134ZM12 194H17V195H19V196H15V195H12ZM113 195H115L116 196V193L114 194V193H112ZM181 194V195H180ZM245 194V193H244ZM33 195V194H32ZM134 195H136V193L134 194ZM133 195V196H134ZM221 195H224L223 193H221ZM9 196H11L12 197V199H11V201L10 202H5V201H7L8 199V197ZM28 196V197H27ZM63 196V195H62ZM164 196V195H163ZM20 198V199H19ZM24 198V199H23ZM62 198V197H61ZM72 198V197H71ZM75 198V197H74ZM146 198L147 197H145V199H144V201L142 202V203H140L139 201L137 202V207L136 208H138V209H136L135 207V209L133 208V211L134 210H136L135 212H142V215H143V218H145L146 219V216H147V214H148V211L149 210H151V209H149V208H146V206H144L143 204H144V202H145V200H146ZM38 199V198H37ZM50 199V200H51ZM73 199V198H72ZM228 198L226 197V200H227ZM4 200V201H3ZM23 200L25 201V200H27L26 202H24V205H23ZM41 200H43V201H41ZM47 200V201H48ZM75 200V202H76V198L74 199ZM74 200H71L72 202L74 201ZM180 200V201H179ZM200 200H201V203H200ZM226 200H225V203H224V206H227V202H226ZM60 201V202H59ZM196 205L195 204H193V205H191L190 207H192V210L194 211V212H199V214H200V220L197 222V228H198V230L201 232V244H200V247H201V250H205V249H207L211 254L210 255H208V256H206L205 258H203V261L204 262H207V261H209V259L210 258H212V256L214 255V253L216 252V251H218L219 250V253H217L216 255H215V257H216V259L217 258H220V259H224V257H227V254L229 253V251H231L233 248L235 249V248H237V252H235V253H233L232 255H230V257H231V259H233L234 261H239V259H240V257H241V255L243 256V255H245V254H250V249L248 248V246H247V244H246V237L240 232V229L238 228V226H240L241 227V225H242V222H239L238 223V226L236 225V223H235V220H234V218H233V215L230 213L231 212V210H232V208L231 207H225V210H226V213H227V216H228V220H229V225H228V227H227V229L226 230H224L223 231V236H224V239L223 240H221L220 242H219V247L216 249V251L215 252H212L211 251V248H212V244H213V242H214V239H215V235H216V229L217 228H220L221 227V225L223 224V214H221L220 213V211H219V207H220V205H215V206H217V207H215L214 205H213V203H212V201L211 200H209L208 198H207V195H205L203 198L201 197V196H196ZM46 202V203H45ZM16 203V204H15ZM22 203V204H21ZM45 203V204H44ZM64 203H68V201H64ZM104 204L103 206L104 207H106V209H108V212H107V214H112V213H114L115 212V210H117V208H115L114 209V207H112V205L110 206V205H108V204H105V203H102V201L101 202H97V203H92V204ZM199 204V206H198V204ZM20 204V205H19ZM25 204H27V205H25ZM47 204H48V206H51L50 207V209H51V212H50V210L49 209H47ZM92 204H90L89 206H91V207H94L95 205H92ZM24 206V207H22L21 208V206ZM47 206V207H45V206ZM174 205V206H173ZM144 206V207H143ZM193 206H194V208H193ZM43 207V209H42V212L40 211L41 210V208ZM45 207V208H44ZM169 207V208H170ZM213 207H215V214H212V210H213ZM49 208V207H48ZM113 208V209H112ZM38 209H39V211H38ZM105 209V208H104ZM195 209V210H194ZM16 210V211H15ZM37 210V211H36ZM53 210V211H52ZM144 210V211H143ZM228 210H230V212L228 211ZM114 211V212H113ZM171 210H169V209H167V210H165L164 212L167 214V213H169ZM140 212V213H141ZM145 212H146V214H145ZM63 216H61V217H57L59 220H57V218L55 217V216H52V215H48L45 219H46V221L47 222H51V221H53V223L55 222H57L56 223V226H58L59 228L56 230V226H55V223H54V229H53V231H54V235L56 234V235H58V234H62V236L60 237V236H56L55 235V237H53L54 235H52V236H50V238L49 237H45V238H43V236H41V243H42V245L46 248H50V249H59L62 245H63V242L62 241H60V240H63V239H66V235H67V232H66V228H65V230L63 229L64 228V225H63V221L67 218V215H68V213L65 211V212H63V213H61ZM75 214V213H74ZM74 214H72V223H73V225L75 224V216H76V214L74 215ZM189 213H187V215H188ZM9 215V216H8ZM178 215H180L179 213H178ZM186 215V214H185ZM28 216H30L29 218H30V220L31 221H33L35 218L34 217H36V216H32V215H27L26 214V218H24L25 220H24V225L26 226V227H29V226H31L32 224H31V221H29V219L27 218ZM57 216V215H56ZM82 217L84 216L83 214L81 215ZM40 217V216H39ZM53 217H55V218H53ZM81 217V218H82ZM85 217V216H84ZM37 218V217H36ZM62 220H61V219ZM93 218V216L91 217V219ZM135 218V217H134ZM178 218V217H177ZM33 219V220H32ZM85 220H83L84 222H88V220H90V219H88V218H84ZM130 217L128 216V219L126 220V222H127V224L130 226V225H133L135 228H136V225H138L136 222H131L130 223ZM206 219L208 220V221H206ZM27 221H29L28 223H27ZM87 222H86V225H87ZM185 222H186V224H185ZM62 224V226H61V228H60V225ZM95 223L96 222H92L91 223V226L93 227V226H95ZM145 223V222H144ZM201 223V224H200ZM206 223H208V224H206ZM103 224L105 225V224H107V222L106 223H103V221L101 222V223H99V225H101L102 226V228H101V230L102 229H104L103 227ZM84 225H85V223H84ZM98 225V226H99ZM184 225H185V228H190L191 229V226H190V221H184V224H181V227H177V228H181V230H180V233H176L178 236H180V247H181V249L183 250V249H185V248H187V247H190V245H191V240H190V233H189V231H190V229H183L184 228ZM4 226V225H3ZM33 228V227H32ZM34 228H36L37 229V227H35L34 226ZM85 227H82L80 230H83ZM88 228V227H87ZM87 228H85V230H86V232L87 231H89V229H87ZM128 228H130V227H127L126 229H128ZM126 229H123L122 231H123V233H125L127 230ZM162 229H164V228H162ZM34 230V229H33ZM108 230V231H107ZM189 230V231H188ZM247 232H249V231H252L253 229L251 228V227H247ZM39 231H40V227H39ZM44 231V230H43ZM58 231H59V233H58ZM65 231V232H64ZM105 231H107V232H110V228H108V229H104V230H102V232L99 230V234L96 232V231H89V232H87V234L85 233V234H83L84 236H82L81 238H80V240H78V242L79 241H83L84 240V242H86V243H83V247L84 248H86L85 250H86V252L87 253H89V252H91V254L93 255V256H95L94 258L96 259V257H99L100 258V260L98 259H96L98 262H99V264H103L102 262H103V260H105L107 257H105L106 256V254L104 253H102L103 251H102V249H100L99 247L101 246V248H102V245H103V243H104V241L102 242V240L104 239L103 238V235L104 236H107V232H105ZM185 231V232H184ZM45 232V231H44ZM91 232V233H90ZM93 232V233H92ZM139 233H137V236H136V238L137 239H139V237H140V235L139 234H141L142 235V233H140L141 231H138ZM184 232V233H183ZM64 233V234H63ZM80 233H81V231H79L78 233H77V236H79L80 235ZM88 233H90V234H92V237L90 236V234H88ZM97 233V234H96ZM103 233V234H102ZM131 233H132V236H130L131 237V239H128V238H125V239H121L119 242H117L116 243V245H115V254L113 253V255H114V258L116 259V258H118L119 260H120V262H122L123 264L125 263H129V264H135V262H136V260H137V258H138V253H139V248H141V247H148L149 248V251H151L150 249H153V248H155V249H157V256H156V258H155V260H153L152 258H151V254L150 255H148L147 257H145V260L147 261V264H167V262L165 261L166 259H168L169 257H170V253H171V251H170V249L168 248V243L169 242H166L165 244H164V247L162 248L163 250L161 251H159V248H158V245H157V242H153V241H150L148 244H144V243H146V242H144V241H142V243L141 244H139V247L138 248H135V249H132L131 251H132V253L130 252V254L129 255H127V257L126 258H124V259H121V257H124V255H125V248L128 246V245H131L132 243H134L133 242V240H132V237H133V233H134V231L132 232L131 231ZM131 233H130V235H131ZM94 234H96V235H94ZM65 237H64V236ZM88 235H89V237H90V240L88 239ZM102 235V236H101ZM77 236L75 237V239L77 238ZM86 236H87V238H86ZM96 236V238H94ZM187 236V237H186ZM56 237L58 238V239H56ZM63 237V238H62ZM98 237V238H97ZM101 237H102V240H101ZM184 237V238H183ZM185 237H186V239H185ZM6 238H8V239H6ZM11 236H7V237H0V245H2V243H4L5 245L3 246L5 249V253H8V251L10 252V249L11 248H9L8 249V246H15V245H18V244H22V248H24V244L23 243H16V242H18V241H22V240H25V237L24 238H18V240H14V238H12ZM167 237L164 235V238H163V240L162 241H164L165 239H166ZM10 239V240H9ZM96 240L99 242V240H101L100 241V244L98 243L97 244V242H96ZM136 240V239H135ZM233 240H238L239 241V243H237V244H233ZM9 243H8V242ZM11 241V242H10ZM14 241V243H15V245H14V243H12ZM57 241V242H56ZM93 241V242H92ZM94 241H95V243H94ZM124 241H125V243H124ZM131 241V242H130ZM7 242V243H6ZM209 242V243H208ZM51 243V244H50ZM91 243H94L95 244V249L94 250H92V249H90V248H88V245L89 244H91ZM136 243H137V241H136ZM29 244V243H28ZM50 244V245H49ZM7 245V246H6ZM46 245V246H45ZM97 245V246H96ZM100 245V246H99ZM119 245V246H118ZM245 245V248H246V250H243L242 248H243V246ZM65 247H67L66 245H64ZM55 247V248H54ZM98 247V248H97ZM151 247V248H150ZM175 243L173 242V246H172V248L171 249H173L172 250V254L175 252ZM99 249V250H97V249ZM8 249V251H6ZM122 250H124L123 252H122ZM97 251V252H96ZM99 251H102V252H99ZM122 252V254H120L119 252ZM244 251H246V253H244ZM43 252V251H42ZM85 252V253H86ZM135 252V253H134ZM233 252V251H232ZM1 253V252H0ZM96 253H98V254H96ZM24 254H26V253H24ZM23 254V256H22V258H21V260H23L24 259V255ZM118 254H120L119 256H118ZM134 254H135V256H134ZM191 254L192 255H194L195 256V250L193 249L192 250V252H191ZM10 256V255H9ZM6 257V260H8V258L9 259H11V257ZM42 257V259L40 258V257ZM38 257H39V259H38V261H39V264H41V262L43 263V264H51V256H50V254H46V252H44V253H40V254H38ZM222 257V258H221ZM16 258V257H15ZM27 258V257H26ZM114 258H113V256L110 258V259H112L111 260V264H112V261L114 260ZM130 258V259H129ZM56 259L57 260H61L62 261V264H63V262L64 261H66L68 258L67 257H60L59 256V254H57V256H56ZM103 259V260H102ZM159 260V261H162V262H158L157 260ZM129 260H130V262H129ZM125 261V262H124ZM171 262H170V264H181V263H183V262H180V261H182V260H180V259H178L177 258V256L175 255V260H170ZM222 261H224V260H222ZM7 263V261H4V263ZM9 262V261H8ZM225 262V261H224ZM114 263V262H113ZM127 263V264H128ZM114 264H116V263H114ZM184 264V263H183ZM224 264V263H223ZM225 264H228L227 262H225ZM234 264V263H233Z\"/></svg>",
	"mask_w": 264,
	"mask_h": 264
},
{
	"label": "bare ground",
	"instance_id": "bare-ground-1",
	"mask_svg": "<svg viewBox=\"0 0 264 264\" xmlns=\"http://www.w3.org/2000/svg\"><path fill=\"white\" fill-rule=\"evenodd\" d=\"M107 0H89V6H91V7H96V9H95V12H97V14L98 15H96L95 17L97 18V19H99V21H93V22H87L88 23V27L84 30V32L81 34V39H82V37H88V38H86L87 40L86 41H88V43H90L91 45L92 44H97V46H99L98 48V50H99V52H101L102 53V50H104V49H107L108 47H109V45H110V39L111 38H109L108 37V35H107V31H106V29H107V20H108V16H109V13H108V11H107V3H105L104 5V7L106 8V10L104 11V13H102V12H98L99 11V7H97V5H101L102 3L101 2H106ZM145 1V0H144ZM156 1H162V0H156ZM183 1H185L184 3L182 2V0H173V3L177 6V7H182L183 5H188V6H191V7H197L198 8V5L196 4V0L195 1H192V0H183ZM17 2H18V0H6L5 1V3L7 4V7H3V8H1L0 9V11H8L7 13L8 14H6L5 16H2V15H0V20H1V23L2 24H0V25H6V29H5V32H3V33H1L3 36L4 35H6V36H8V37H10V36H12V33L13 32H15V22H14V20H13V13H14V11H15V7H16V4H17ZM242 2V1H241ZM113 3H115V0H113ZM149 3V2H148ZM152 3V2H151ZM234 3V2H233ZM9 4V5H8ZM128 4H129V12H128V15L125 17V19H134V20H137V21H139V16H138V14L136 13V11H135V8H134V6H133V0H128ZM160 4V7L159 8H157L158 7V5ZM152 5V9H155V10H157V9H159V11H160V15L161 16H158V17H156L157 18V22H162V25L163 26H165L166 28H165V32H167V31H169L170 30V25H171V22H172V17L170 16V17H168V15L166 14V12H169L168 11V0H164V1H162L161 3H158L157 4V2L156 3H152L151 4ZM236 5V4H235ZM257 5V4H256ZM148 6H150V4L148 5ZM90 7V8H91ZM237 8H238V6H236ZM183 8H185L184 6H183ZM232 8V7H231ZM10 9H12V11H9ZM151 9V8H150ZM233 9V8H232ZM93 10H94V8H93ZM187 10V9H186ZM257 10V9H256ZM259 10V9H258ZM264 10V9H263ZM101 11V10H100ZM253 11V10H252ZM194 12H195V10H194ZM193 12V13H194ZM233 12H235V10L233 11ZM250 12V11H249ZM259 12H260V10H259ZM93 13V12H92ZM102 13V14H101ZM236 13V12H235ZM252 13V12H251ZM1 14V13H0ZM95 14V13H94ZM159 14V13H158ZM157 14V15H158ZM257 14V13H256ZM32 16H33V14H31ZM164 15V16H163ZM195 15V14H194ZM47 16H48V21H47V23H48V25H50L51 26V23L49 22V21H51V17L47 14ZM98 16V17H97ZM101 16H104V21L103 20H101V19H103V18H101ZM35 17V16H34ZM94 17V16H93ZM36 18V17H35ZM43 18V17H42ZM44 19V18H43ZM155 19V18H154ZM100 20H101V22H102V24L104 25V30H103V35H101V34H98V35H96V33H101V32H96L95 30H97V29H95L94 27L97 25V24H99L100 23ZM195 21H198L196 18L194 19ZM232 20V19H231ZM258 20V19H257ZM39 21V20H38ZM45 21V20H44ZM91 21V20H90ZM127 21H129V20H127ZM132 21V20H131ZM200 21V20H199ZM124 22V21H123ZM133 22V21H132ZM131 22V23H132ZM156 22V23H157ZM192 22V21H191ZM156 23H154V24H156ZM39 24L40 23H36V26H37V29L36 28H34L33 26H30V25H28V24H26L25 25V31H26V33H27V35H28V38H30V43L31 42H33V43H37L38 44V41H42L44 44H46L48 47H50V48H54V49H59V44H60V41H59V39H58V33L53 29V27L51 26V29H49V28H46V29H41L40 27H39ZM138 24V23H137ZM100 25V24H99ZM156 26V25H155ZM97 27V26H96ZM137 27V26H136ZM156 27H158V26H156ZM155 27V28H156ZM194 27V26H193ZM236 27V26H235ZM98 29H99V27H97ZM102 28V27H101ZM162 29H163V27H161ZM160 29V28H159ZM161 29V30H162ZM167 29V30H166ZM194 29V28H193ZM130 30V29H129ZM164 30V29H163ZM172 31L174 30V29H171ZM160 31V30H159ZM39 33L38 35L36 34V33ZM233 32V31H232ZM92 33V34H91ZM234 35H235V33H233ZM232 34V35H233ZM90 36L93 38V39H90ZM166 36V35H165ZM236 36V35H235ZM167 37V36H166ZM237 37V36H236ZM14 40H8V42L10 43H4L5 44V46H6V48L4 49V50H0V70L2 71V70H4V71H8V72H10V70L14 73V72H16L17 70H16V68L18 67V66H20V65H24L25 67H26V63H24V62H22V56H24V55H20L19 54V49L20 48H17V45H19V44H15V43H17V37H16V34L14 35ZM232 38V37H231ZM234 39H235V37H233ZM53 40H55L56 42L55 43H53ZM95 41V43H91L92 41ZM231 40V39H230ZM84 41V40H83ZM241 41V40H240ZM15 42V43H14ZM85 42V41H84ZM231 42V41H230ZM138 43H139V41H138ZM215 44V43H214ZM22 45H24L23 44V42H22ZM87 45V44H86ZM231 45H233V44H231ZM96 46V47H97ZM229 46V45H228ZM47 47V48H48ZM92 47V46H91ZM94 47V46H93ZM248 47V46H247ZM230 48V47H229ZM41 49H44V48H42L41 47ZM46 49V48H45ZM225 49V48H224ZM47 50V49H46ZM60 50V49H59ZM148 50V49H147ZM37 51V50H36ZM49 51V50H48ZM58 51V50H57ZM117 51H119V50H117ZM236 51V50H235ZM11 52H13V53H11ZM45 52V51H44ZM225 52V51H224ZM37 53V52H36ZM46 53H47V51H46ZM45 53V54H46ZM57 53V52H56ZM115 53H117V55L118 56H116V57H118L119 59H122V57H120V54H121V51H119V52H109L107 55H103L102 57H101V60H103L104 58L103 57H108L109 59H110V57H111V55H114ZM190 53V52H189ZM188 53V54H189ZM7 54H9L10 56H11V54H14L10 59H9V61L11 62V59H12V66L11 67H9L11 64H9L8 65V63H7V61L5 60V58H6V56H7ZM39 54V53H38ZM41 54V53H40ZM48 54V53H47ZM51 54H52V52H51ZM8 55V56H9ZM50 55V54H49ZM190 55V54H189ZM7 56V57H8ZM37 56V55H36ZM44 56V55H43ZM52 57V56H51ZM51 57L49 58V56L48 57H46L47 58V60H48V58L50 59V61H51ZM63 57V54H61L60 56L58 55V58H53L52 59V61H51V63L50 62H48V61H46V59H45V63H47V65H46V67H40L38 64H37V68H40V73H45L47 70L49 71V72H61L62 73V71H60V70H62L63 69V67L65 68V66L67 65V61H65L64 59L65 58H62ZM164 57V56H163ZM234 57H235V55H234ZM41 58H42V56H41ZM40 58V59H41ZM6 59H8V58H6ZM39 59V60H40ZM59 59H61V60H59ZM118 59V60H119ZM38 60V61H39ZM41 60H44V59H41ZM101 60H99V61H101ZM114 60V59H113ZM190 60V59H189ZM227 60V59H226ZM120 61V60H119ZM9 62V63H10ZM69 62V61H68ZM102 62V61H101ZM217 62H219V61H217ZM227 62H229V61H227ZM14 63H16L17 65H13ZM107 64V68H108V66L110 65V62L109 61H107L106 62ZM216 62H214V64H215ZM39 64H40V62H39ZM42 64H43V62L40 64L41 66H42ZM224 64V63H223ZM119 65L120 64H118L117 65V67H119ZM230 65H231V63H230ZM39 66V67H38ZM104 66L105 65H103L102 66V69H105V70H102L101 68H99L100 69V71L99 72H101V70L103 71V72H105L106 71V66H105V68H104ZM113 66V65H112ZM215 66V65H214ZM9 68H10V70H9ZM21 68V66L19 67V69ZM14 69L16 70V71H14ZM18 69V68H17ZM117 68H115V70H116ZM120 69V68H119ZM118 69V70H119ZM38 70V69H37ZM64 70V69H63ZM212 70V69H211ZM66 71V70H65ZM70 71H71V69H70ZM69 71V72H70ZM109 71H111V70H109ZM213 71V70H212ZM211 71V72H212ZM67 72H68V70H67ZM67 72H63V73H66L67 74ZM98 72V73H99ZM120 72V71H119ZM12 73V74H13ZM17 73H19L18 71H17ZM21 74H19L20 75V77L22 76V72H20ZM48 73V72H47ZM225 73V72H224ZM52 74V73H51ZM118 74V73H117ZM177 74V73H176ZM69 75H71V74H69ZM73 75V74H72ZM241 75V74H240ZM18 76V74H16V76H14V75H11V78L12 79H14V78H16ZM40 76V75H39ZM60 76V75H59ZM98 76V75H97ZM93 77L91 80L93 81L92 83H95V82H97V80L100 78L99 76V78L98 77ZM127 76V75H126ZM126 76H124L125 77V80L123 81V83H126V86L129 84V82H130V80H129V78H126ZM3 77H4V75L3 74H0V93H2L3 91H4V85H5V83H6V80H4L3 81V83L1 82V78L3 79ZM19 77V76H18ZM24 77V76H23ZM38 77V76H37ZM62 77V76H61ZM63 77H64V74H63ZM128 77V76H127ZM153 77V76H152ZM5 78V77H4ZM6 78H7V76H6ZM49 78V77H48ZM47 78V83H48V87H49V89L51 88V85H50V83L52 82V80H51V76H50V81H49V79ZM56 78H58V76L57 77H55L54 79H56ZM60 78V77H59ZM59 78H58V80H59ZM71 78H74L73 76L72 77H69V78H67V83H69L70 82V79ZM154 78V77H153ZM153 78H151V79H153ZM195 78V77H194ZM9 79V78H8ZM52 79H53V77H52ZM53 79V82L55 81ZM61 79V78H60ZM110 79V78H109ZM112 79V78H111ZM150 79V80H151ZM19 80H21V79H19ZM18 80V81H19ZM23 80V79H22ZM64 80H66V77H65V79H62V82L60 83L61 85H62V83L64 82ZM145 81H146V79H144ZM26 81V80H25ZM24 81V82H25ZM111 81V80H110ZM208 81V80H207ZM23 82V81H22ZM112 82H113V80H112ZM147 82V81H146ZM210 82V81H209ZM14 84L15 83V85H12L11 86V84ZM21 83V82H20ZM57 83V82H56ZM182 83V82H181ZM11 84L9 85L8 84V99L7 100H11V99H15V98H21V97H23L22 95H21V93L20 94H17V91H19V90H23V91H26V86H25V84L24 83H21L20 84V86L17 84V80H16V82H15V80L13 81V80H11ZM17 84V85H16ZM52 84V83H51ZM59 83H58V85H60ZM55 85V84H54ZM53 85V86H54ZM57 85V84H56ZM145 85H146V83H145ZM144 85V86H145ZM92 86V85H91ZM96 86H98V85H95L94 87L95 88H97ZM184 86V85H183ZM19 88V90H15V88ZM143 87V86H142ZM16 88V89H17ZM25 88V89H24ZM182 88V87H181ZM186 88V87H185ZM207 88V87H206ZM206 88H204L203 89V91H202V95H204V92L206 93ZM11 89H12V91H11ZM88 89V88H87ZM87 89H84L82 92H80V95H79V99L77 98L76 100H81V101H84L83 100V98L85 99L86 97H94V95H93V93H91L90 91L88 92V91H86ZM106 89V88H105ZM55 90V89H54ZM66 90V89H65ZM94 90V89H93ZM184 90V89H183ZM16 91V92H15ZM50 91V90H49ZM67 91V90H66ZM223 91V90H222ZM78 92V91H77ZM96 93V92H95ZM26 94V93H25ZM25 94H24V96H25ZM60 94V93H59ZM165 94V93H164ZM258 94V93H257ZM105 95V94H104ZM106 95H108V94H106ZM110 95V94H109ZM108 95V96H109ZM240 95V94H239ZM59 96V95H58ZM61 96V95H60ZM59 96V97H60ZM73 96V95H72ZM147 96V94H146V92H145V90L144 91H141V88H139V90L135 93V96L133 97V100H134V102H138V103H142L143 101V104L145 103L146 105L145 106H147L148 108H150V102L152 101H149V103H148V101H147V99H145L144 100V98ZM165 96V95H164ZM255 96H256V94H255ZM254 96V97H255ZM27 97V96H26ZM68 97V96H67ZM78 97V96H77ZM208 97V96H207ZM258 96H256V99H258L257 98ZM260 97V96H259ZM54 98V97H53ZM82 98V99H81ZM163 98V97H162ZM175 98V97H174ZM241 98V97H240ZM65 99V98H64ZM63 99V100H64ZM94 99V98H93ZM165 100H166V98H164ZM172 99V98H171ZM6 100V101H7ZM17 100V99H16ZM20 100V99H19ZM59 101H53V99H52V101H47V102H44V103H42L41 101H38V103L36 104H31L30 106H28V110L30 111L31 109H33L34 110V113H33V117H34V119H35V121H39V122H41V123H43V124H45V125H47V124H49V123H51V122H54L55 123V119L54 118H50L49 117V114H50V112L53 110V109H55V108H57V107H61V108H70L71 106H69L73 101H74V96H73V98H70V99H68L67 101H69V102H71L70 104L69 103H67V105L66 104H64L63 102H60V98L58 99ZM92 99H90V100H88V102L90 103V101H91ZM15 101V100H14ZM64 101H66V100H64ZM66 101V102H67ZM77 102V101H76ZM133 102V103H134ZM147 102V103H146ZM25 103V102H24ZM23 103V104H24ZM93 103V102H92ZM26 104V103H25ZM69 104V105H68ZM91 104V103H90ZM215 104V103H214ZM212 105V104H211ZM257 105V104H256ZM255 105V106H256ZM72 106H73V103H72ZM140 106V105H139ZM258 106V105H257ZM259 106H261V104L259 105ZM27 107V106H26ZM245 107V106H244ZM246 108V107H245ZM259 108V107H258ZM10 109V108H9ZM22 109V108H21ZM78 109V108H77ZM84 109V108H83ZM136 109V108H135ZM163 109V108H162ZM7 108L6 107H4V111L5 112H7ZM23 110V109H22ZM25 110V109H24ZM28 111V112H29ZM79 110H76L75 111V113H74V115L75 116H79L80 118L79 119H82L83 121H84V123H85V125H87V122H88V117H86L84 114H82V113H84L83 111L84 110H81V111H79ZM136 111V110H135ZM135 111H133V112H135ZM210 111V110H209ZM263 111V110H262ZM4 112V113H5ZM132 112V114H135V113H133ZM259 112V111H258ZM77 113V114H76ZM187 113H188V111L187 112H185V113H183V114H186V116H187ZM215 113V112H214ZM217 114H219L218 112H216ZM263 112H259V115L260 114H262ZM31 114V113H30ZM81 114H82V116H81ZM131 114V115H132ZM213 114V113H212ZM24 115V114H23ZM213 115H215V114H213ZM225 115V114H224ZM248 115V114H247ZM218 116H220V115H218ZM222 116V115H221ZM2 117H3V115L2 114H0V128L4 131V128H5V126H7L10 130H14L15 132L12 134L13 136H15L16 134H17V132L18 131H16V129H14L13 127H11L10 125H8V122H10L11 123V121H5L4 119H2ZM32 117V116H31ZM262 120H264V113L261 115V116H259ZM76 119H78L77 117H75ZM232 118V117H231ZM246 118H247V122H246V126H247V128L248 129H250V131H253L256 135H259V133L257 134V132H255V130L257 129H254L255 127H257L255 124H254V122L253 121H250L251 120V118H250V116L248 115V116H246ZM101 118L100 117H97V120H100ZM227 119V118H226ZM17 120H21L23 123H14V125H19L20 127H22V128H24V126H27V125H29L28 123H25L26 122V119H18L17 118ZM119 120V119H118ZM178 121H181V120H178ZM30 122H31V120H30ZM29 122V123H30ZM99 122V121H98ZM239 122V121H238ZM32 124V123H31ZM122 124V123H121ZM34 125H36V124H34ZM31 126V125H30ZM33 126V125H32ZM39 125L37 124V127H38ZM70 126V123H69V125L67 126V127H64V126H58V131H62V130H64V129H68V127ZM120 126L121 125H119V129H123L124 128V126H121V128H120ZM135 126V125H134ZM214 124L212 125V127L210 126L209 128H206L207 130H209L210 132L211 131H215V129H214ZM20 127L18 128V129H20ZM36 127V126H35ZM34 127V128H35ZM117 127V126H116ZM230 127H231V131H230V129H228L229 131H230V133H231V140L233 141L232 142V153H233V158L235 159V153L238 151V150H241L242 149V156L239 158L240 159V161H241V163L239 164V167H240V169L243 171V174H244V176L245 177H248V175H250V174H252V175H254V176H256V177H258L259 179H262L261 178V173H264V162H261L259 159H258V154L257 153H255V151H253V153L251 154V152L249 151L250 149H253V147H252V145H251V147H248L249 145H248V143L250 142L249 140H247V139H244L241 135V133L239 134V129H240V127H239V129H238V127L232 122V123H230ZM253 127V128H252ZM229 128V127H228ZM25 129V128H24ZM29 129V128H28ZM36 129V128H35ZM134 130L136 129V127L135 128H133ZM203 128L202 127H200V125H199V129H198V131H197V133H196V135L194 136L195 138H192L191 139V141L189 142V144L192 146V147H194V145H196V146H198V145H200L201 144V139H202V137L204 138V135L203 134H205V132L202 130ZM26 130V129H25ZM13 132V131H12ZM40 132V131H39ZM67 132H69V131H67ZM70 132H71V135H72V132H73V130H70ZM82 132V131H81ZM101 132H103V130L101 131ZM105 132V131H104ZM103 132V133H104ZM123 132V131H122ZM210 132L208 133V134H210ZM7 135L9 134L8 132H5ZM99 133H100V130H99ZM98 133V134H99ZM102 133V134H103ZM136 133V132H135ZM5 134V135H6ZM35 134H36V131H35ZM63 134V133H62ZM108 132L107 133H105V135L104 136H108ZM124 134V133H123ZM122 134V135H123ZM3 135V137H5L4 136V134H2ZM200 135V136H199ZM207 135V134H206ZM216 135V134H215ZM67 136H68V133H67ZM103 136V137H104ZM214 136V135H213ZM213 136L211 135L210 137L209 136H207L208 137V139H209V141L211 142V143H214L215 144V139L213 138ZM245 136V135H244ZM70 137V136H69ZM113 137V136H112ZM200 137H201V139H200ZM105 138V137H104ZM114 138V137H113ZM116 138V137H115ZM197 138L198 139H200V141L201 142H199L198 140H197ZM63 139V138H62ZM107 139V138H106ZM105 139V140H106ZM110 139V138H109ZM109 139H108V141H109ZM195 139L198 141L197 143L195 142ZM35 140V139H34ZM65 140V139H64ZM104 140V141H105ZM107 141V140H106ZM114 141V140H113ZM117 141V140H116ZM242 141V143H238V142H241ZM52 142H53V140H52ZM111 142V141H110ZM5 143V142H4ZM12 143V142H11ZM10 143V144H11ZM39 143V142H38ZM54 143V142H53ZM116 143V142H115ZM123 143V142H122ZM127 143V142H126ZM195 143V144H194ZM223 143H227V141L226 142H223ZM13 144V143H12ZM111 144V143H110ZM165 144V143H164ZM112 145V144H111ZM118 145V144H117ZM55 146V145H54ZM113 146V145H112ZM126 146V145H125ZM124 146V147H125ZM1 147V146H0ZM113 147H115V145L113 146ZM121 147H123V146H121ZM120 147V149H123V148H121ZM191 147V148H192ZM2 148V147H1ZM117 148V147H116ZM3 149V148H2ZM1 149V150H2ZM52 149H54V148H52ZM85 149V148H84ZM128 149V148H127ZM171 149V148H170ZM57 150V149H56ZM114 150V149H113ZM165 150V149H164ZM206 150V149H205ZM204 150V151H205ZM9 151H12V152H14L15 151V147L11 150H9ZM204 151H202V152H204ZM2 152H3V150H2ZM60 152V151H59ZM107 152V151H106ZM122 152V151H121ZM126 152V151H125ZM132 152V151H131ZM151 152V151H150ZM202 152H198V153H202ZM114 153V152H113ZM120 153V152H119ZM130 153V152H129ZM128 153V154H129ZM44 154H47V155H50V156H52V154H54V153H51L50 151H48V152H44ZM123 154V153H122ZM121 153H120V156L122 155ZM153 155V154H152ZM129 156V155H128ZM34 157H36V156H34ZM48 157V156H47ZM56 157V156H55ZM123 157H124V155H123ZM169 157H171V156H169ZM172 157H173V155H172ZM125 158V157H124ZM174 158V157H173ZM176 158H177V156H176ZM38 159H39V157H38ZM54 159V158H53ZM83 159V158H82ZM119 159H121V158H119ZM10 160H12V163L13 164H15V161H16V159H10ZM30 160V159H29ZM42 160V159H41ZM56 160H57V158H56ZM58 160H61V161H63V163H64V165H66L65 167L66 168H71V164H72V160L71 159H69V158H61V159H58ZM84 160V159H83ZM126 160H127V163L128 162H130V160L128 161V159H127V157H126ZM133 160V159H132ZM134 160H137V159H134ZM175 160V159H174ZM177 160V159H176ZM198 160V159H197ZM196 160V161H197ZM37 161V160H36ZM39 162H40V159L38 160ZM80 161V160H79ZM178 161H180V160H178ZM194 161V160H193ZM196 161H194L193 163H192V161H186V163H187V167L189 168V165L190 166H192L193 164H195L196 163ZM114 162V161H113ZM40 163H42V162H40ZM117 163V162H116ZM131 164H132V161H131ZM173 164V163H172ZM205 164L207 165V168H213V166H211V163H206V161H205ZM26 165V168L27 167H31V168H33V169H35L36 167H37V165L36 164H34V166L33 165H29V164H25ZM110 165V164H109ZM128 164H126V166H127ZM132 165H134V164H132ZM131 165V166H132ZM158 165V164H157ZM160 165V164H159ZM180 165V164H179ZM16 166V165H15ZM15 166H11V168L12 169H14L13 171H12V175H11V177L9 178V180H11V179H13L14 180V178H12L13 176H14V174H15V177H16V174H17V172L19 173V171L18 170H20L19 168H16ZM108 166V165H107ZM111 166V165H110ZM113 166V165H112ZM111 166V167H112ZM1 167H3V166H1ZM9 167V166H8ZM51 166H48V165H46L45 166V168H44V174H46V175H49V174H51V172H52V169H49ZM56 167L57 168H59V164H57L56 165ZM121 167H122V165H121ZM124 167V166H123ZM166 167V166H165ZM199 167V166H198ZM5 168H6V166H5ZM5 168H4V171H5ZM10 168V169H11ZM135 168V167H134ZM183 168V167H182ZM0 169H2V168H0ZM128 169V168H127ZM129 169H131V168H129ZM138 169H139V167H138ZM227 169H230L227 165H226V168H225V171H227ZM6 170H8V169H6ZM132 170V169H131ZM136 170V169H135ZM208 170V169H207ZM10 171V170H9ZM133 171V170H132ZM169 171H170V169L168 170V172L166 173V172H164V173H162L161 175H163V177H165L164 175L165 174H168L169 173ZM172 171V170H171ZM181 171V170H180ZM209 172L208 173H210L211 171L210 170H208ZM8 172V171H7ZM129 172H131V171H129ZM137 172V171H136ZM141 172V171H140ZM139 172V173H140ZM207 171L204 169L202 172H200V173H196V176H200L201 174H204V173H206ZM5 173H6V171H5ZM5 173L3 172L2 174H4L5 175ZM9 173V172H8ZM132 173V172H131ZM134 173V172H133ZM170 173H172V172H170ZM190 173V172H189ZM212 173V172H211ZM7 174V173H6ZM10 174V173H9ZM74 176L75 175V173H72L71 171H69L68 173H67V177L69 176ZM180 174V173H179ZM184 174V173H183ZM4 175H2L3 176V178H5L4 177ZM106 175V174H105ZM175 175V174H174ZM206 175V174H205ZM235 177H233L234 178V181L232 182V183H229V185L233 188V193H232V196H231V198H228L227 200H226V204H227V206H224V207H228L229 205V207H231L232 208V210H231V212H230V210H228L232 215H233V218H234V220H235V223H236V225L238 226V223L239 222H242V225L241 226H243V228H244V231L245 232H247L248 230H247V227H251L253 230L256 228V225L253 223V222H250V221H248L247 220V218H246V216L244 215L246 212H247V210H248V204H246L245 203V201H246V195L244 194V191H243V189H242V187L240 186V183H239V175L237 174V173H235ZM134 176H135V174H134ZM169 176H171V175H169ZM195 176V177H196ZM208 176H209V174H208ZM212 176V175H211ZM8 177H9V175H8ZM66 177V178H67ZM162 177V178H163ZM175 177V176H174ZM195 177H193L192 179V181L190 182V183H192L193 182V184L195 183L194 181H195ZM202 177V176H201ZM206 177H207V175H206ZM0 178H1V174H0ZM65 178V179H66ZM122 178V177H121ZM203 178H205V177H203ZM248 178H250V177H248ZM7 179V178H6ZM23 179L24 180H29V179H32V176L30 175V173L28 172V170L27 171H25V172H23ZM65 179L64 178H62L61 180H64L65 181ZM79 179H81V178H79V176H78V174H76L73 178L71 177H69V179H68V181L67 182H70L71 184H73L74 182H76L77 180H79ZM197 179V178H196ZM198 179H200V177L198 178ZM207 179H208V177H207ZM207 179H205L204 180V183H202V184H200L199 186H198V188L200 189V190H202L203 189V187H204V185H205V181L207 180ZM124 181V179H121V181ZM156 180V177H155V174L152 172V179H151V185H152V183H153V181H155ZM160 180V179H159ZM163 180H166V178H164ZM209 180V179H208ZM250 180V179H249ZM263 181H264V179H262ZM2 181V180H1ZM53 181H55L56 183H58V182H60V180H53ZM82 181H83V179H82ZM128 181V180H127ZM173 181V180H172ZM175 181V180H174ZM10 182V181H9ZM80 182L81 181H79V186H80ZM88 182H91L92 184H93V182L92 181H88ZM112 182V181H111ZM113 182H114V180H113ZM156 182V181H155ZM171 181H169L168 182V184H166V185H164L163 187L161 186L160 188H157V187H155V188H152V190L148 193V195L146 196L147 198H146V200H145V202H144V206H146V208H149V209H151V210H149L148 211V214H147V216H146V219L145 218H143V215H142V212L140 213V212H135L136 210H134V211H132V212H130L129 213V217L131 218L130 219V223L132 222H136L137 223V221H140V220H143L145 223H137L138 225H136V228L133 226V225H130L129 227L130 228H128V229H126L127 231L125 232V233H123V235H120V234H118V236L116 237V238H114V241H115V245H116V243L117 242H119L121 239H125V238H128V239H131V237L130 236H132V233H131V231L133 232L134 231V233H133V237H132V240H133V242L134 243H132L131 245H128L125 249H135V248H138L137 247V243H136V241H139V244H141L142 243V241H144V242H146V243H144V244H148L150 241H153V242H157V245H158V248H159V251L161 250H163L162 248L164 247V244L166 243V242H169V240L166 238L164 241H162L163 240V238H164V235H165V232H164V229H162V228H164L163 227V222L166 220V219H168L169 217H172V220H175V219H178L179 217H180V215H178V214H176V216H172V212H173V209H174V207H170L171 206V204L172 203H170V202H173L174 201V197H168L166 200H157L156 198L157 197H162L163 195L165 196L166 194H167V192L168 191H171V190H173L174 189V187L175 186H173V184L171 183V184H169ZM1 183V182H0ZM13 183V182H12ZM12 183H10V184H12ZM17 183V182H16ZM69 183V184H70ZM126 183V182H125ZM140 183V182H139ZM159 183V182H158ZM173 183H177V182H173ZM65 184L66 183H64V184H62V183H58L57 185H55L54 187V189H55V191H53V190H47L48 192H46V191H43V192H41L43 189H42V186L40 187H38L37 188V190L36 191H34L32 194L30 193V192H28L27 194L30 196V197H33L31 200H32V202L34 201H36V200H39L40 198H42L43 196H48V198H49V200L45 197H43L44 198V201H45V199H46V202L48 203L49 201H50V203H52L53 202V200L51 199L52 197H53V195H52V193L54 194V197L55 198H57L56 199V201L55 202H57V200L60 198L61 199V197H62V195L64 194V192H65V190L67 189L66 188V186H65ZM77 184V183H76ZM120 184V183H119ZM154 184V183H153ZM164 184V183H163ZM0 185H2V184H0ZM169 185H172V187H170ZM27 186V185H26ZM67 186H69L68 184H67ZM78 186V187H79ZM86 186L88 187L89 185L88 184H86ZM93 186V185H92ZM111 186V185H110ZM115 186V185H114ZM120 186H121V184L118 186V187H114V189L112 190L113 192H111V190H110V197L111 198H113V199H115L116 198V196L115 195H113L112 193H116L117 194V192L120 190ZM153 186V185H152ZM196 186V185H195ZM196 186V187H197ZM206 186V185H205ZM25 187V186H24ZM52 187V186H51ZM81 187V186H80ZM83 187V186H82ZM85 187V186H84ZM168 187H170V188H168ZM192 188L191 189H193V186H191ZM26 188V187H25ZM66 188V189H65ZM72 188V187H71ZM3 189V188H2ZM1 189V187H0V195L1 194H4V190H2ZM14 189V188H13ZM40 189H41V191H40ZM74 189V188H73ZM77 189V188H76ZM76 189H74V190H76ZM161 189V190H160ZM11 190H12V188H11ZM45 190V189H44ZM70 190V189H69ZM86 190V189H85ZM193 190H195V189H193ZM13 191V190H12ZM11 191V192H12ZM73 191V190H72ZM88 191H90V189H88ZM134 192H135V190H133ZM258 191H260V190H258ZM9 192V191H8ZM7 192V193H8ZM14 192V191H13ZM16 192V191H15ZM14 192V193H15ZM133 192V193H134ZM51 193V198L49 197V195L48 194H50ZM132 193V191H127L126 193H123L124 194V196H125V199L127 200V199H129L130 197H133V195L135 194H133ZM193 193V192H192ZM221 193H223L224 194V196H226V189L225 188H221ZM260 194H259V196L256 198L257 199V202H258V204H260L261 206H264V196H262V193L261 192H259ZM18 194V193H17ZM17 194H12V195H17ZM181 195V194H180ZM17 196H19V195H17ZM191 196V195H190ZM1 197V196H0ZM28 197V196H27ZM40 197V198H39ZM38 198V199H37ZM73 198V199H72ZM72 198H70L71 200H74L75 198L74 197H72ZM1 199L2 198H0V201H1ZM8 199V198H7ZM20 199V198H19ZM24 199V198H23ZM51 199V200H50ZM48 200V201H47ZM4 201V200H3ZM27 200H23V205H24V202H26ZM41 201H43V200H41ZM52 201V202H51ZM180 201V200H179ZM28 202V201H27ZM45 202V203H46ZM60 202V201H59ZM73 202H75V200L73 201ZM41 203H43V202H41ZM40 203V204H41ZM44 203V204H45ZM58 203V202H57ZM103 203V202H102ZM200 203H201V200H200ZM213 203V202H212ZM16 204V203H15ZM22 204V203H21ZM56 204V203H55ZM54 204V205H55ZM60 204V203H59ZM58 204V205H59ZM198 204V203H197ZM20 205V204H19ZM21 206V208L22 207H24V206ZM25 205H27V204H25ZM92 205H95L94 207L95 208H97V212H98V214L97 213H94L92 216H93V218L91 219L90 218V220H88V222H87V225H86V222H85V225H84V227L85 228H87V229H89V231L91 230V231H98L99 232V230L102 232V230H106V229H108V228H110V222L107 220V216L108 215H111V214H107V212H108V209H106V207H104L103 205L104 204H92ZM196 205V204H195ZM218 205V204H217ZM45 206V205H44ZM47 206H48V204H47ZM47 206H45V207H47ZM53 206V205H52ZM111 206V205H110ZM143 206V207H144ZM198 206H199V204H198ZM44 207V208H45ZM49 207V208H48ZM47 207V209H49L50 210V212H51V209H50V207L51 206H48ZM91 207V206H90ZM112 207H114V209L115 208H117V210H115V212L114 213H112V214H118L120 211H121V209H120V207L118 206V205H112ZM131 207L132 208H136L137 207V205H131ZM170 207V208H169ZM215 207H217V206H215ZM29 208V207H28ZM54 208V207H53ZM105 208V209H104ZM134 208V209H135ZM192 208V207H191ZM193 208H194V206H193ZM31 209V208H30ZM42 209H43V207L41 208V212H42ZM113 209V208H112ZM136 209H138V208H136ZM167 209H169V210H171L169 213H165L164 211L165 210H167ZM44 210V209H43ZM56 211H55V213L57 212V209H55ZM195 210V209H194ZM16 211V210H15ZM37 211V210H36ZM38 211H39V209H38ZM47 211V210H46ZM53 211V210H52ZM144 211V210H143ZM45 212V211H44ZM43 212V213H44ZM48 212V211H47ZM40 213V212H39ZM43 213L40 215V217H39V219L41 220V221H46V217L43 215ZM52 213V212H51ZM53 213H54V211H53ZM75 212H73L72 214H74ZM187 213H189V211H188V209H185L184 210V212H183V215H187ZM76 214V213H75ZM74 214V215H75ZM83 213H81V215H82ZM145 214H146V212H145ZM51 215V214H50ZM49 215V216H50ZM188 215H190V213L188 214ZM9 216V215H8ZM53 216V215H52ZM61 216H63L61 213L59 214V215H55V217L57 218V217H61ZM30 216H28L27 218L29 219V221H31L30 220V218H29ZM55 217H53V218H55ZM82 217V216H81ZM135 217V218H134ZM178 217V218H177ZM26 218V217H25ZM35 219L33 220V221H31V226H29V227H26L25 225L23 226V230L21 231V228H20V222H18L17 223V221L18 220H16V219H14L15 220V222L14 223H11V226H8V225H4L3 226V228H4V230L2 231V232H0V237H7V236H11L12 238H14V240H18V238L20 237V238H24L25 237V240H20V241H18V242H16V243H25L23 246H24V248H22V244H18V245H15V243H14V241L12 242V243H14V245L15 246H8V249L9 248H11L10 249V252L8 251V249L6 250V251H8V253L10 254V256L9 257H11V259H9L8 258V260H6V258H5V261H7V263L5 262L4 264H13V261L15 260V259H20L21 260V258H22V256H23V254L25 253L24 251H22V249H25V248H28V247H30L31 246V244L33 243V241H34V239H35V237L36 236H43V238H47V237H49L50 238V236H52V235H54L53 233H54V231H53V229H54V223H53V221H51V222H43V223H41L40 224V231H39V227L36 229V228H34V226H35V224H36V220H37V218L36 217H34ZM48 218V217H47ZM84 218H86V217H82L81 219L82 220H85ZM61 219V218H60ZM126 220L128 219V217H126L125 218ZM25 220V219H24ZM57 220H59L58 218H57ZM62 220V219H61ZM172 220H169V224H168V231H171V232H174V233H180V230H181V228H177V226L174 224V223H172ZM29 221H27V223L29 222ZM103 221V223H106L107 222V224H103V228L104 229H102L101 230V228H102V226L101 225H99V223H101ZM206 221H208L207 219H206ZM92 222H96L95 223V226H91V223ZM57 223V222H56ZM56 223H55V226H56ZM58 224V223H57ZM61 224V223H60ZM181 224H184V221H182V223ZM185 224H186V222H185ZM201 224V223H200ZM206 224H208V223H206ZM99 225V226H98ZM187 225V224H186ZM59 226V225H58ZM58 226H56L55 228H56V230L59 228ZM61 226H62V224L60 225V228H61ZM9 227H11V231H9L8 230V228ZM33 227V228H32ZM181 227V226H180ZM85 228L83 229V230H80L81 231V233H80V235L79 236H77V238L75 239L77 242H78V240H80V238L82 237V236H84L83 234H87V232H89V231H87L86 232V230H85ZM238 228L240 229V226H238ZM34 229V230H33ZM64 230H65V226H64V228H63ZM184 230L185 229H190V228H185V225H184V228H183ZM45 232H44V231ZM108 231V230H107ZM107 231H105V232H107ZM138 231H141L140 233H142V235L141 234H139L140 235V237H139V239H137L136 238V236H137V233H139ZM189 231V230H188ZM56 232V231H55ZM65 232V231H64ZM97 232V233H98ZM185 232V231H184ZM183 232V233H184ZM17 233H19V234H17ZM58 233H59V231H58ZM91 233V232H90ZM90 233H88V234H90ZM93 233V232H92ZM96 233V234H97ZM130 233H131V235H130ZM189 233H190V231H189ZM57 234V233H56ZM55 234V235H56ZM64 234V233H63ZM96 234H94V235H96ZM99 234V233H98ZM103 234V233H102ZM109 234V232H107V235ZM55 235L53 236V237H55ZM62 236V234H58V235H56L57 237L58 236ZM40 236V237H41ZM60 236V237H61ZM64 236V235H63ZM67 236V235H66ZM90 236L92 237V234H90ZM102 236V235H101ZM166 236V235H165ZM56 237V239H58ZM65 237V236H64ZM187 237V236H186ZM186 237H185V239H186ZM11 238V239H12ZM19 238V239H20ZM63 238V237H62ZM86 238H87V236H86ZM93 238V237H92ZM94 238H96V236L94 237ZM98 238V237H97ZM103 238H105V236L103 235ZM184 238V237H183ZM6 239H8V238H6ZM88 239L90 240V237H89V235H88ZM136 239V240H135ZM10 240V239H9ZM13 240V239H12ZM64 240L65 239H63V240H60V241H62V242H64ZM101 240H102V237H101ZM101 240H99V242L96 240V242H97V244L99 243L100 244V241ZM104 241V239L102 240V242ZM122 241V240H121ZM8 242V241H7ZM6 242V243H7ZM11 242V241H10ZM57 242V241H56ZM93 242V241H92ZM131 242V241H130ZM9 243V242H8ZM29 243V244H28ZM83 243H86V242H84V240L82 241H79L78 242V247H81V249L83 250V251H85L86 252V248H84L83 247ZM94 243H95V241H94ZM124 243H125V241H124ZM209 243V242H208ZM1 244V243H0ZM51 244V243H50ZM49 244V245H50ZM2 245L4 246L5 244L4 243H2ZM2 245H0V252L1 253H5V248L2 246ZM7 246V245H6ZM46 246V245H45ZM97 246V245H96ZM100 246V245H99ZM119 246V245H118ZM47 248V247H46ZM55 248V247H54ZM89 248V247H88ZM98 248V247H97ZM96 248V249H97ZM100 249H102L101 248V246L99 247ZM116 248V247H115ZM151 248V247H150ZM175 248V247H174ZM243 250H246V248H245V245L243 246V248H242ZM97 250H99V249H97ZM150 250H152V249H150ZM172 250L173 249H170V251H171V253H170V257L168 258V259H166L165 261L167 262V264H170V260H175V255H174V253L172 254ZM124 250H122V252H123ZM233 251V252H232ZM97 252V251H96ZM99 252H102V251H99ZM115 252V251H114ZM122 252L120 251L119 253L120 254H122ZM158 252V251H157ZM235 252H237V248H233L231 251H229V253L227 254V257H224V259H220V258H217L216 259V257H215V255L217 254V253H219V250L218 251H216L215 253H214V255L212 256V258H210L209 259V261H207V262H204L203 261V264H213V261L215 260L216 262H217V264H225V262H227L228 264H239V261H234L233 259H231V257H230V255H232L233 253H235ZM41 253H44V252H41ZM87 253V252H86ZM103 253V252H102ZM131 253H132V251H131ZM135 253V252H134ZM244 253H246V251H244ZM40 254V253H39ZM47 254V253H46ZM96 254H98V253H96ZM104 254V253H103ZM115 254V253H114ZM120 254H118V256L120 255ZM133 254V253H132ZM151 254V251H149V255ZM25 256H24V259H26V254H24ZM99 255V254H98ZM134 256H135V254H134ZM194 256V255H193ZM242 256V255H241ZM16 257V258H15ZM40 257V256H39ZM39 257H38V259H39ZM95 257V256H94ZM106 257V256H105ZM41 259H42V257H40ZM113 258H114V255H113ZM177 258L178 259H180V260H182V261H180V262H183L184 264H185V261H184V258L183 257H179V256H177ZM222 258V257H221ZM96 259L98 260H100V258L99 257H96ZM130 259V258H129ZM103 260V259H102ZM106 260V259H105ZM105 260H103V264H104V262H105ZM110 260H112V259H110ZM157 260V259H156ZM222 260H224V261H222ZM9 261V262H8ZM158 262H162V261H159V260H157ZM116 263V264H123L122 262H120V260L118 259V258H114V260L112 261V264H114V263ZM125 262V261H124ZM129 262H130V260H129ZM128 263V262H127ZM126 263V264H127ZM183 263H181V264H183ZM41 264H43L42 262H41ZM125 264V263H124ZM129 264V263H128ZM132 264V263H131ZM134 264V263H133Z\"/></svg>",
	"mask_w": 264,
	"mask_h": 264
}]
</instances>
